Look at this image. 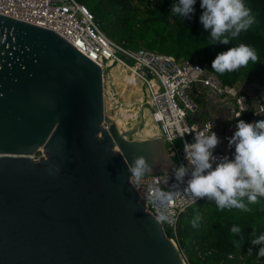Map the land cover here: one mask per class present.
Segmentation results:
<instances>
[{"label":"water","instance_id":"95a60500","mask_svg":"<svg viewBox=\"0 0 264 264\" xmlns=\"http://www.w3.org/2000/svg\"><path fill=\"white\" fill-rule=\"evenodd\" d=\"M103 79L104 95L98 64L0 14V264H186L131 182L141 155L172 174L165 129L116 115Z\"/></svg>","mask_w":264,"mask_h":264},{"label":"built area","instance_id":"2783aa9c","mask_svg":"<svg viewBox=\"0 0 264 264\" xmlns=\"http://www.w3.org/2000/svg\"><path fill=\"white\" fill-rule=\"evenodd\" d=\"M0 14L51 29L98 64L102 71L103 95V72L106 76L115 65L119 64L138 79L144 95L142 104L145 106L149 102L154 121L162 123L174 156L173 142L177 139L181 142V159L177 164L186 163L183 141L191 142L195 134L206 133V126L213 123L210 118L196 117L202 107H208L207 104L222 114L218 136L226 144L236 131L235 122L252 123L264 118L253 110V101H264V84L250 87L241 80L231 85L223 84L214 72L197 62L177 60L143 47L131 49L101 30L94 15L76 0H0ZM239 112L241 115L236 117ZM179 133H184L183 137ZM214 153L218 157L231 156V150L230 153L214 150ZM131 182L138 189L140 198L147 201V211L158 220L162 214L168 217L160 221L163 227H171L172 240L179 246L176 233L179 218L194 204L185 186L175 182L171 173L144 175L138 184L131 176ZM160 193L169 198L162 200ZM185 260L189 264L186 256Z\"/></svg>","mask_w":264,"mask_h":264},{"label":"trees","instance_id":"16d2710c","mask_svg":"<svg viewBox=\"0 0 264 264\" xmlns=\"http://www.w3.org/2000/svg\"><path fill=\"white\" fill-rule=\"evenodd\" d=\"M90 1L89 11L112 39L166 53L177 60L197 62L214 72L223 84L231 85L238 80L250 87L264 84V0H245L255 23L229 45L211 44L198 19L202 11L199 0L190 20L170 13L174 0H144L143 9L133 5L132 0ZM241 42L255 49L259 61L254 66L223 75L210 67L218 52ZM248 207V211H219L213 202L204 198L189 206L181 214L176 230L179 247L188 263L264 264V257L256 255L259 245L250 243L255 236L264 233V198ZM197 216L201 219L198 226L193 227L192 220ZM233 225L242 227L239 234L230 231ZM164 231L169 238L174 237L171 227L165 226Z\"/></svg>","mask_w":264,"mask_h":264},{"label":"clouds","instance_id":"9594fccd","mask_svg":"<svg viewBox=\"0 0 264 264\" xmlns=\"http://www.w3.org/2000/svg\"><path fill=\"white\" fill-rule=\"evenodd\" d=\"M196 2L197 0H174L170 13L178 15L182 20H190L195 12ZM199 7L202 11L198 19L204 32L208 33L211 44L229 45L231 40L249 30L255 23L245 0H199ZM258 61L255 49L241 42L218 52L210 67L223 75L250 69L249 66H254ZM253 103L255 113L264 117V101L260 99ZM241 113H237L236 117ZM206 127V133L195 134L191 142L183 141L186 163L173 167L172 178L185 186L192 203H196L198 198H204L213 202L219 211H248L250 204H257L264 198V119L252 123L242 120L235 122L236 131L227 144L231 156L218 157L214 153L220 140L212 130L213 123ZM178 135L183 137L184 133ZM150 171L151 165L144 156L133 158L130 175L134 177L135 183L138 184ZM159 196L162 200L169 198L163 193ZM159 219L166 220L168 217L162 214ZM200 219L199 216L194 218L192 226L197 227ZM241 228L240 225H233L230 231L239 234ZM250 243L259 245L256 255L264 257V233L255 236ZM248 250L252 251L251 248Z\"/></svg>","mask_w":264,"mask_h":264},{"label":"rangeland","instance_id":"374dc122","mask_svg":"<svg viewBox=\"0 0 264 264\" xmlns=\"http://www.w3.org/2000/svg\"><path fill=\"white\" fill-rule=\"evenodd\" d=\"M80 1L83 4H85L88 9L91 7L90 0H80ZM132 4L135 6H139L140 8L143 9V6L145 5V1L144 0H132ZM99 27L101 28L100 25ZM101 30L103 29L101 28ZM113 40L117 42H121L116 39H113ZM128 47L131 49L138 48L132 44L128 45ZM107 75L109 77L111 90H112L114 99L116 101L126 102L130 94L137 96L138 94L141 93L143 95L141 83L139 81H135L134 77L130 76L124 68L118 67L117 69H114L112 67L108 71ZM253 86H256V85H253ZM147 104L149 106V102H147ZM180 146H181L180 140L177 139L173 142V148H176V154H175L176 162H180V159H181L180 153H179Z\"/></svg>","mask_w":264,"mask_h":264},{"label":"bare ground","instance_id":"6f19581e","mask_svg":"<svg viewBox=\"0 0 264 264\" xmlns=\"http://www.w3.org/2000/svg\"><path fill=\"white\" fill-rule=\"evenodd\" d=\"M118 67H121L118 65H115L113 68L117 69ZM123 68V67H122ZM106 82L108 85V89L111 95V99L113 102V106L116 112V115L123 117L125 119H128L132 122L138 123V119H141V124L144 127L151 128L154 126L157 122L154 121L151 108L148 107V104L143 106V95L140 93L137 96L130 94L126 102L122 101H116L114 99L111 86H110V80L108 75L106 74ZM134 77V76H133ZM135 81H139L134 77ZM140 82V81H139Z\"/></svg>","mask_w":264,"mask_h":264},{"label":"crops","instance_id":"0c3cea01","mask_svg":"<svg viewBox=\"0 0 264 264\" xmlns=\"http://www.w3.org/2000/svg\"><path fill=\"white\" fill-rule=\"evenodd\" d=\"M208 107H202L200 112L196 114V117L198 119H205L210 118L214 124V131L216 132L218 136V132L222 123V114L219 111H216L215 107L210 106V104H207ZM220 143L216 146L214 150H224L227 153H230V150L227 148V144L220 139L218 136Z\"/></svg>","mask_w":264,"mask_h":264}]
</instances>
